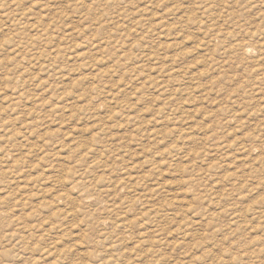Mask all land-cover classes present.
<instances>
[{"label":"rangeland","instance_id":"obj_1","mask_svg":"<svg viewBox=\"0 0 264 264\" xmlns=\"http://www.w3.org/2000/svg\"><path fill=\"white\" fill-rule=\"evenodd\" d=\"M0 214V264H264V0H0Z\"/></svg>","mask_w":264,"mask_h":264},{"label":"bare ground","instance_id":"obj_2","mask_svg":"<svg viewBox=\"0 0 264 264\" xmlns=\"http://www.w3.org/2000/svg\"><path fill=\"white\" fill-rule=\"evenodd\" d=\"M33 121V120H32ZM31 122V121H30ZM5 156V154L3 155V157ZM2 158V157H1ZM3 176V175H2ZM9 194V193H8ZM2 198H4V197H2ZM1 215V214H0Z\"/></svg>","mask_w":264,"mask_h":264}]
</instances>
